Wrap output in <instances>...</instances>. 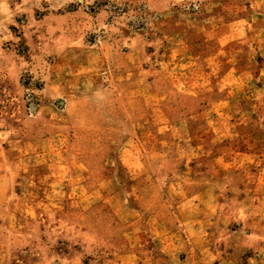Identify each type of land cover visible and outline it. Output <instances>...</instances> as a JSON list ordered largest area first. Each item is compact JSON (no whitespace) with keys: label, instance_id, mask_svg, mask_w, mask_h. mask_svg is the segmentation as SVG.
<instances>
[{"label":"rangeland","instance_id":"obj_1","mask_svg":"<svg viewBox=\"0 0 264 264\" xmlns=\"http://www.w3.org/2000/svg\"><path fill=\"white\" fill-rule=\"evenodd\" d=\"M0 264H264V0H0Z\"/></svg>","mask_w":264,"mask_h":264}]
</instances>
